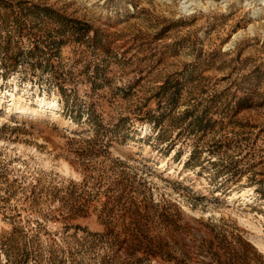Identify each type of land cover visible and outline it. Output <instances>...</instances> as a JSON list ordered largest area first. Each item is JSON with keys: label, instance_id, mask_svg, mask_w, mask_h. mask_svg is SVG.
<instances>
[{"label": "rangeland", "instance_id": "1", "mask_svg": "<svg viewBox=\"0 0 264 264\" xmlns=\"http://www.w3.org/2000/svg\"><path fill=\"white\" fill-rule=\"evenodd\" d=\"M0 264H264V0H0Z\"/></svg>", "mask_w": 264, "mask_h": 264}, {"label": "bare ground", "instance_id": "2", "mask_svg": "<svg viewBox=\"0 0 264 264\" xmlns=\"http://www.w3.org/2000/svg\"><path fill=\"white\" fill-rule=\"evenodd\" d=\"M17 111H18V112H24L25 109H24V108H21V107H17Z\"/></svg>", "mask_w": 264, "mask_h": 264}]
</instances>
